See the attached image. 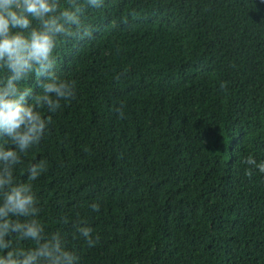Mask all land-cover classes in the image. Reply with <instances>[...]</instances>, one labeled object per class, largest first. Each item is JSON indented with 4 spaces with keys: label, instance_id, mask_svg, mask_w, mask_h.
Returning a JSON list of instances; mask_svg holds the SVG:
<instances>
[{
    "label": "trees",
    "instance_id": "1",
    "mask_svg": "<svg viewBox=\"0 0 264 264\" xmlns=\"http://www.w3.org/2000/svg\"><path fill=\"white\" fill-rule=\"evenodd\" d=\"M85 17L93 37L56 51L76 99L25 160L47 161L46 231L79 264H264V173L244 163L264 161V0H104Z\"/></svg>",
    "mask_w": 264,
    "mask_h": 264
},
{
    "label": "clouds",
    "instance_id": "2",
    "mask_svg": "<svg viewBox=\"0 0 264 264\" xmlns=\"http://www.w3.org/2000/svg\"><path fill=\"white\" fill-rule=\"evenodd\" d=\"M103 6L104 0H0V264H79L65 234L46 231L40 219L34 182L47 161L25 160L48 131L51 114L76 99V82L58 75V46L91 39L95 29L86 8ZM123 107L115 109L121 117ZM244 163L264 173V161L249 156ZM18 168L25 179L18 178ZM252 174V167L246 169V176ZM88 207L100 210L98 202ZM76 217L71 220L75 235L95 247L99 235L79 213ZM60 221L68 225L70 217L62 215Z\"/></svg>",
    "mask_w": 264,
    "mask_h": 264
}]
</instances>
